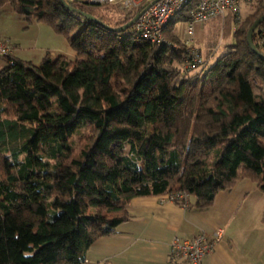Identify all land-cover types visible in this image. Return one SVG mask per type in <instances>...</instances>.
Returning <instances> with one entry per match:
<instances>
[{
    "label": "trees",
    "instance_id": "1",
    "mask_svg": "<svg viewBox=\"0 0 264 264\" xmlns=\"http://www.w3.org/2000/svg\"><path fill=\"white\" fill-rule=\"evenodd\" d=\"M68 4L114 28L137 14L112 25L93 13L99 6ZM7 7L52 27L75 56L48 54L40 65L4 57L0 264H88L89 249L130 220L135 198L184 193L205 211L243 179L264 193V61L247 40L264 3L195 75L179 67L189 49L110 32L64 0H0V12ZM177 21L188 17L166 37ZM262 27L254 44L264 55Z\"/></svg>",
    "mask_w": 264,
    "mask_h": 264
},
{
    "label": "crops",
    "instance_id": "2",
    "mask_svg": "<svg viewBox=\"0 0 264 264\" xmlns=\"http://www.w3.org/2000/svg\"><path fill=\"white\" fill-rule=\"evenodd\" d=\"M5 14L16 15L5 8L0 12V26L6 21ZM0 37H8L7 32L0 29ZM6 65L0 58V71ZM188 202L185 208L169 201L167 195L131 200L127 206L130 220L89 249L88 264H190L173 260V239L211 235L217 228L224 230V238L205 264H264V193L256 183L239 181L232 190L220 192L205 211L195 207L194 198Z\"/></svg>",
    "mask_w": 264,
    "mask_h": 264
},
{
    "label": "built area",
    "instance_id": "3",
    "mask_svg": "<svg viewBox=\"0 0 264 264\" xmlns=\"http://www.w3.org/2000/svg\"><path fill=\"white\" fill-rule=\"evenodd\" d=\"M66 3L86 2L93 6H103L119 9L124 14L141 13L139 19L125 31L126 36H134L153 45L169 44L166 31L172 22L183 16L188 17L190 26L188 34H193V26L208 23L227 16L239 20L241 5H251L255 0H64ZM136 14V15H137ZM258 42L264 45V27L258 32ZM170 45V44H169ZM14 47L8 40L0 37V57H9ZM188 69L197 70L203 65V60L191 51ZM168 200L183 207H188V196L184 193L168 195ZM224 238L221 228L208 235L200 233L188 240L174 238L171 243V254L174 261L186 260L190 264H205L206 258L213 252L217 243Z\"/></svg>",
    "mask_w": 264,
    "mask_h": 264
},
{
    "label": "rangeland",
    "instance_id": "4",
    "mask_svg": "<svg viewBox=\"0 0 264 264\" xmlns=\"http://www.w3.org/2000/svg\"><path fill=\"white\" fill-rule=\"evenodd\" d=\"M261 3H264V0H255L251 5L242 4L238 22L234 21L232 17H227L208 23L195 24L193 34H188L190 28L188 23L177 21L176 25L172 26V37L168 36L166 40L175 47L173 49L176 52L184 53L186 49H189L190 52L198 54L207 67H212L225 54L227 47L235 43L234 32H238L243 28L248 31L249 25L261 16V14L254 15L256 7ZM7 9L10 10L8 7ZM92 9L97 17L112 25L121 17L119 15H124V12L111 7L108 10H104L103 6ZM4 16H6V21L0 26V29L7 32L8 37L2 38L13 45V53L16 54L17 58L32 62L35 65H40L48 54L52 60H55L58 56L74 59L75 55L67 39L57 34L49 25L35 20L27 22L16 15L12 17L5 14ZM105 41L111 42V39L106 37ZM0 58L6 61L4 57ZM187 61L188 59L185 58L184 64L179 66L185 71L188 69ZM199 70L201 69L191 71L188 74L195 75ZM75 142L78 147L80 144L79 139H75Z\"/></svg>",
    "mask_w": 264,
    "mask_h": 264
},
{
    "label": "water",
    "instance_id": "5",
    "mask_svg": "<svg viewBox=\"0 0 264 264\" xmlns=\"http://www.w3.org/2000/svg\"><path fill=\"white\" fill-rule=\"evenodd\" d=\"M64 4L67 6L68 9L72 10V11H76L78 13H80L83 17L89 19L90 21H92L93 23H96L97 25L103 27L104 29L113 32V33H123L125 32L127 29H129L141 16L140 14H137L128 24L120 27V28H114L111 27L105 23H103L102 21H100L99 19H97L96 17L90 15V14H86L84 12H80L78 10L73 9L68 3H66L64 1ZM264 23V15H262L260 18H258L250 27L248 34H247V40L249 43V46L251 47L252 51L257 54L263 61H264V55L261 54L259 52V50L256 48L255 44H254V35L256 33V31L258 30V28Z\"/></svg>",
    "mask_w": 264,
    "mask_h": 264
}]
</instances>
